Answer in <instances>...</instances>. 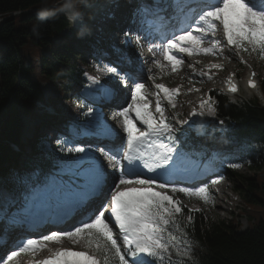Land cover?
<instances>
[{
	"label": "snow or ice",
	"instance_id": "obj_1",
	"mask_svg": "<svg viewBox=\"0 0 264 264\" xmlns=\"http://www.w3.org/2000/svg\"><path fill=\"white\" fill-rule=\"evenodd\" d=\"M72 7L71 0H68L59 10H70ZM169 9L170 15H162ZM137 14L141 25H148L139 29L145 32L144 39L152 37L162 42L153 44L151 48L160 51L172 72L183 65L185 55L221 54L222 40L215 38L218 32L222 33L226 45L237 53L251 50L264 57V0H257L256 3L253 0H165L163 8L156 0L155 6L141 4ZM133 38L136 46L141 47V37L131 31L124 33L121 43L131 45ZM206 40H210L209 46H204ZM153 63L161 70L166 67L158 59H154ZM209 67L221 68L222 65L213 63ZM189 68L194 75L212 78L203 71L196 73L194 65H189ZM97 71L129 87L131 102L113 113L112 119L117 122L119 131L93 107H87L84 115L92 119L83 132L75 134L76 138L92 136L98 140H115L121 137L123 143L117 146L105 144L93 147L89 144L68 147L72 141L58 139L60 151L71 158L57 161L59 171L50 178L55 186L54 195L70 201L75 211L85 212V215L71 230L52 231L48 235L21 241L16 250L0 256V264H18L23 254L35 257L50 242L58 243L64 238L73 244L82 241L87 250L61 248L54 256L36 264H165L166 261L167 264H184L185 260L191 259V241L177 218L183 213V205L174 198V194L197 197L204 203H212L213 194L208 183L185 187L165 179L177 172L180 150L176 146V133L182 130L172 123L175 116L170 118L166 115L165 102L174 110V98L179 95L181 86L169 89L163 83H155L157 76H149L155 88L153 112L147 103L146 85L136 82V77L130 73L121 74L123 69L119 65L105 64ZM85 76L89 82L86 92L112 95L113 90L105 86L107 81L101 82L100 76L87 73ZM248 83L256 87L254 80L250 79ZM237 90L236 85L230 86L231 92ZM205 110L208 115H215L211 97L201 100L200 110L193 109L190 116H204ZM177 122L180 125L189 123L188 120ZM138 123L143 130L137 126ZM101 157L112 169V183H109V172ZM240 166L236 163L229 165L232 168ZM161 179L164 182L159 183ZM222 179L218 177L210 183L215 185ZM169 190L173 195L169 194ZM106 191L110 198L89 209V205L103 197ZM187 219L191 221L192 216ZM177 231L180 236L176 235ZM173 251L180 257L179 260L173 259Z\"/></svg>",
	"mask_w": 264,
	"mask_h": 264
},
{
	"label": "trees",
	"instance_id": "obj_2",
	"mask_svg": "<svg viewBox=\"0 0 264 264\" xmlns=\"http://www.w3.org/2000/svg\"><path fill=\"white\" fill-rule=\"evenodd\" d=\"M63 4L64 0H0V19L6 17L0 21L3 42L0 48V187H14L25 172L19 165L21 154L26 150L21 140L23 118L36 115L37 102L45 101L41 83L59 87L67 97L84 81L76 64L79 54L72 45L79 35L64 34L70 25L65 11H57L54 18L43 22L38 19L37 13L45 6L58 10ZM76 4L73 7L79 10ZM260 86L264 97V79ZM207 94L215 106V115L210 116L221 128L214 126L215 134L209 130L202 138L203 145L211 146V140L218 141L220 134H225L234 145L222 155L228 156L231 162L259 171L264 156V106L260 100L232 102L217 89ZM51 101L57 103L56 99ZM181 142L190 145L189 140ZM28 143L32 153L26 155L27 166L50 167L60 157V153L46 148L39 136ZM228 172L229 177H236L243 184L236 189L250 206L249 224L241 229L232 220L183 207L182 215L177 218L191 241V259L184 264H264V182L235 173L233 168ZM189 215L191 221L187 219ZM176 235L181 233L177 231ZM172 257L180 259L175 251Z\"/></svg>",
	"mask_w": 264,
	"mask_h": 264
},
{
	"label": "rangeland",
	"instance_id": "obj_3",
	"mask_svg": "<svg viewBox=\"0 0 264 264\" xmlns=\"http://www.w3.org/2000/svg\"><path fill=\"white\" fill-rule=\"evenodd\" d=\"M78 2L80 4L77 3L76 5H80L79 8H83V9L86 8L84 6L88 3V2H85L84 0H81V1L78 0ZM102 4L104 6V3H102ZM103 6H101V8ZM108 6L109 5L107 4L106 7H108ZM72 8H74V7H72ZM65 16L69 17V15L66 12H65ZM5 18L6 17L2 18L1 20H5ZM74 23L79 24V18L78 17L74 20ZM74 27L75 26L73 24H71V27L68 28L67 30H65L64 34L71 35L72 31L75 29ZM89 30H91V29L88 28V31ZM101 31H103L102 28H101ZM99 32L100 31L96 30V31H94V34H97V36H100ZM105 33L106 34L103 35L104 37L102 36L101 41L104 42L108 39L109 40L111 39L112 40L111 47H114V41H116L118 39L117 35L116 34H107V32H105ZM218 33L220 34L219 37L221 36V38H222V33L221 32H218ZM107 35H109V37H107ZM2 44H3V42L0 39V48L3 47ZM84 44H89V42H85L82 45L76 46V52H78V53L82 52L84 55H86L87 52L92 53L93 50L87 49L85 46H83ZM222 45H223L222 50L225 51V50L229 49L232 52L233 59H231L227 62H219L218 58H214V57L212 58V61H213L212 63L222 65L221 68H218L217 73L214 74L217 77H219V75H220L219 84L217 83L215 78L208 79V78L201 77L198 74L194 75L193 70L191 68H189V62H185V66H184L185 68L184 69L182 66H179V68L176 72H172L171 66H168L167 64L163 70L158 69L155 66V64L153 63L154 59H152V60L147 59V60H144L141 62H135L138 72H137V74H131V75L132 76L137 75L136 80H138L139 82H142L146 85V91L148 93L147 103H148V105L151 104V106L149 105V108L150 107L152 108L151 111L154 112L156 97L153 95V93L155 92V88L153 86V81L148 79L149 76L154 75V76L158 77L155 80V83H161V82H164V80H168V82H170L171 86L173 87L172 89L177 88L178 86H181L179 88V95H180V93L182 95L174 98L175 103H176V108L174 109V111L176 112V114H180V113L184 112V114H186L187 117L190 116V113H192L193 109H196L197 111L200 110V106L195 104L197 98H200L199 101L201 102V100L207 99L206 93L209 90H211V89H218L220 91L224 90V88H225L224 83H225L226 79L228 77L233 76L234 74H237L239 77H241L242 83L247 78L249 73H255V75L258 77V82H260L261 80L264 79V58H260V56L258 54H255L254 51H251V50H249L247 52L237 53V51L235 49H230L229 47H227L226 41H224V44L222 43ZM208 46H209V44H208ZM119 49L121 50L122 48H119ZM119 49L116 51V53L119 52ZM146 52L152 53V50L149 49ZM122 53H124V52H122ZM31 56H33V53L31 54ZM79 56L77 57L76 62H78L79 65L82 66L83 69H86L89 67H91V69H93V70L96 69L95 64L91 63V61L94 58L92 54H88L84 57L89 63L92 64V65H88V66L82 65L83 59H81ZM110 57L112 59L116 60V58L114 56L110 55ZM146 57H148V56H146ZM156 58L157 57H155V59ZM157 59L160 60L161 63L165 65V63L162 62L163 60L161 58H157ZM241 61H245L246 63H243ZM38 62H41V61L39 60ZM190 63H191L190 65L195 66L196 73H199L201 71H203L205 73H206V71H209V72L213 71V69L209 67L210 62H207L205 60H198L196 62H190ZM149 70H151V71H149ZM184 72L187 74L190 73V75L186 76L187 74H185V76H181V74ZM104 78H106V77H104ZM41 86H42L43 94L45 97V101L43 102L44 104L47 105L48 103H51V101H49V99L51 98V100L52 99L57 100V102H58V105L56 104L57 108H63V107L71 106L70 99L65 98L64 94H61L59 87L54 86V85L47 83V82L41 83ZM189 89H191V91H189ZM124 93L125 94L128 93V88L126 91H124ZM254 95L255 94H253V93L246 94V91L243 90V91H241V93H239L238 95L236 94V96H234V97L233 96L231 97L230 95L229 96L231 97L232 102H236V101L241 100V99L247 100L250 102L256 98ZM165 104H167V102H165ZM168 106H170V105H168ZM74 108H76V106H74ZM52 109L53 108H51V107H46L44 110H41V108H40V110H36V113H37L36 115L26 116L23 118V129H22V133H21V140L24 144H26V147H25L26 150H24V152L21 154V160H20L19 165H21L22 167L24 165V159H26V155H28V153H32L31 148L28 146V144H29L28 142H30V139L32 140V138L35 135L39 134L38 136H41V135H44V133H46L50 136L49 139L45 138V141H46L45 147L46 148H48V147L51 148L54 146V143H57L58 139L51 138L50 133H47L45 131V129L43 128V127H45V126H43L44 123H41V121L43 120V116L45 114L48 115L47 112L49 113V111L52 112ZM58 111H59V109H58ZM59 114H60L59 117H61V119L63 120L65 118L63 111L62 112L59 111ZM205 115H206V117H204V118L202 116H199V115L190 116V117H195L198 120V126L202 127L201 128V130H202L201 134H203V132L207 128L205 126H207L209 123L213 122V118L207 114V111H206ZM172 123L174 124L173 121H172ZM215 126L217 127V129L221 128V126L219 124H216ZM176 127H178L177 124H176ZM64 139H68L69 141H72V143L67 145L68 147L73 146V144L75 143V140L73 138H70L69 136H65ZM225 140L226 139L223 135L220 136L218 144L214 143V145L212 147H210V150L215 151V153L218 154L220 152V149H222V146H225V144H227V142ZM233 145L234 144L232 142L229 143L227 150H230ZM176 146L179 148L180 153L184 150V148L180 147L178 139H177ZM17 149L18 148L15 147V150H17ZM183 159H188V154H185ZM222 161H224V159H222ZM233 170L235 173L237 172L239 174H242L243 176H245L247 178H254V179H257L259 182H264V156H263V159L261 161V168L259 171H255V170L248 168L247 166H244V165H241L239 168H233ZM222 172H224V175H227L225 181H221L219 183V184L222 183V186H224V187L221 188V190H219L220 189L219 186L214 187L212 185L209 187L211 193L213 194L212 195V200H213L212 203H204L203 201H201L197 197L189 198L186 195L181 194V193L174 194V198L179 199L182 202V205L184 208L205 210V212H207L211 216H217L221 219L232 220L235 224L240 225L241 229H244L248 226L251 217H250L249 211H248L250 206H248L245 203L242 195L236 189V186H239L242 183H241L240 179H238L236 177H232V178L229 177V172H226L224 170ZM37 174L39 175V171H37ZM25 177H26L25 175L21 176V179L23 180L22 184L25 183ZM218 177H219V175H215L212 179H216ZM33 184L34 183L31 182L29 185H27V187H30ZM169 194L173 195V193H171V191H169ZM65 240L66 239H63L60 242L56 243L55 245H59V244L60 245H66L67 241H65ZM79 245L84 246L82 241H81V243H79ZM10 249H12V248H10V247L6 248L5 252L9 251ZM88 251H91V250H88ZM18 261H21V259H18Z\"/></svg>",
	"mask_w": 264,
	"mask_h": 264
},
{
	"label": "bare ground",
	"instance_id": "obj_4",
	"mask_svg": "<svg viewBox=\"0 0 264 264\" xmlns=\"http://www.w3.org/2000/svg\"><path fill=\"white\" fill-rule=\"evenodd\" d=\"M143 3H146L147 5H150V6H155L156 4V0H126V4H125V8H124V12H125V17H126V20L129 24L135 22V23H138L139 25L141 24V18L140 16L137 14V18H134L132 16V13H136L137 12V9L139 8V4H143ZM159 6L161 8L165 7V2L164 0H159ZM170 12L171 10L169 9L167 12H164L162 13V15H170ZM142 26V25H141ZM146 26L143 25V27ZM135 32V31H134ZM219 33L216 34V37L215 38H218V39H221L222 40V43L224 44V41L223 39L221 38V36L219 37ZM149 41L147 43L144 44V49H148L151 48V46L153 44H160L162 42L159 41V39H155L154 40V43H151V40L150 38H148ZM208 44H210V40H206L204 42V46H208ZM228 47V46H227ZM153 51H155L153 53V56L154 57H157V58H161L165 63V65L167 64L168 66H170L168 64L167 61H165L163 59V56L160 54V51H156L155 48H151ZM149 50V49H148ZM143 56H142V60H145L147 59L148 57L145 56V53L142 52ZM149 54V53H148ZM218 58L219 59V62H227L231 59H233L232 57V52L227 49V50H222V53L221 54H217V55H211V54H208V55H205V54H199V55H196L194 54L193 56L191 57H187L185 55L184 57V63L183 65H181L183 67V69L185 68V62H189V65L191 64L190 62H196L198 60H205L207 62H210V65L213 64L212 62V58ZM156 58V59H157ZM121 60L124 62V65H126L128 68L130 69H133V70H136V65L134 64V61L128 59V57H126V55L124 56H121ZM253 60V59H252ZM233 62V61H232ZM250 64V63H249ZM213 71L212 72H209V71H206V73H208L212 78H215L217 83L219 84L220 82V75L219 77H217L216 75H214L215 73H217V70L218 68H212ZM219 72V71H218ZM185 74L187 73H182L181 76H185ZM220 74V73H219ZM190 75V73H188L186 76ZM204 78H207V76H204ZM140 79V78H139ZM226 79V78H225ZM224 80V79H223ZM164 84H168L170 87L171 86V83L168 82V80H164ZM124 88V87H121V89ZM122 90H119L118 93H121ZM252 92H256V89H254L253 91H249V90H246V94H249V93H252ZM258 92V90H257ZM129 101L131 102V94L129 95L128 97ZM200 98H197L196 99V103L198 106H200V101H199ZM69 104V103H68ZM193 108V107H192ZM184 113V112H182ZM13 125V124H12ZM89 137H92V136H89ZM42 139V138H41ZM86 145H89V144H86ZM112 183V181L110 182ZM208 183L210 184V181H208ZM210 186V185H209ZM217 186L220 187L219 190H221V188H223L224 186H222V184H217ZM225 190V189H224ZM170 191V190H169ZM222 192V191H221ZM107 195V191L104 193L103 197H101L100 199H97V204L96 205H100L101 204V201L102 199ZM224 195V194H223ZM227 195V194H226ZM225 196V195H224ZM15 198V196L13 195V193L11 191H7L5 190L4 193L0 194V223H3L4 226L7 227V229L5 230H0V237H2L3 239V242L0 243V248H4L5 246L11 244L12 242L15 241L16 239V236H17V230L16 229H13L11 228V221L14 219V214L13 211L11 209H9V204L10 202H12V200H15L17 202L14 203V207H18V204H20L18 202V200L16 199H13ZM229 199V198H228ZM20 201V200H19ZM230 204V203H229ZM59 211H62V209H57L55 210L54 212H59ZM52 210L50 209H47L46 211L44 212H41V213H37V216H34V217H31V218H27L23 221L24 224H30L31 222H33L35 219H40L42 217H47L48 214H52ZM237 214V213H236ZM27 217H30V215H27ZM35 223H32V225H34ZM2 226V225H1ZM12 239V240H11ZM63 240V239H62ZM65 241H67L66 243V246L65 247H68V248H72L73 250H81L84 248V246H81L79 244H73L71 241H69L68 239H66ZM60 247H64V245H58ZM55 243L54 242H50L48 244V247L45 248V249H42L40 252H38L36 254V256L40 257V259L42 258H47L48 257V249L49 248H55ZM33 257V256H32Z\"/></svg>",
	"mask_w": 264,
	"mask_h": 264
},
{
	"label": "clouds",
	"instance_id": "obj_5",
	"mask_svg": "<svg viewBox=\"0 0 264 264\" xmlns=\"http://www.w3.org/2000/svg\"><path fill=\"white\" fill-rule=\"evenodd\" d=\"M68 2V0H64V3ZM72 4H74L76 2V0H71ZM57 11L58 10H52V9H48V8H42L38 13V19L43 22L46 21L48 19L54 18ZM68 15H69V19L75 20L79 15V10L76 8H72L70 11L69 10H64Z\"/></svg>",
	"mask_w": 264,
	"mask_h": 264
}]
</instances>
